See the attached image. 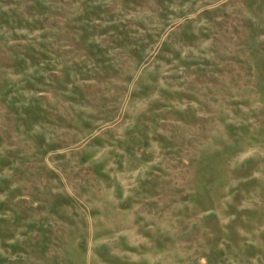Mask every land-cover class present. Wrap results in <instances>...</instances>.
<instances>
[{
    "label": "rangeland",
    "instance_id": "374dc122",
    "mask_svg": "<svg viewBox=\"0 0 264 264\" xmlns=\"http://www.w3.org/2000/svg\"><path fill=\"white\" fill-rule=\"evenodd\" d=\"M0 264H264V0H0Z\"/></svg>",
    "mask_w": 264,
    "mask_h": 264
}]
</instances>
